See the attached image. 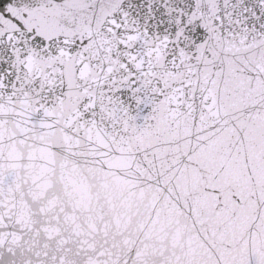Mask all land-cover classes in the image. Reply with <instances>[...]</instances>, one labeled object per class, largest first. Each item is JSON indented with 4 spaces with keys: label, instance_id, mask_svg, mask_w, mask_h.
<instances>
[{
    "label": "snow or ice",
    "instance_id": "obj_1",
    "mask_svg": "<svg viewBox=\"0 0 264 264\" xmlns=\"http://www.w3.org/2000/svg\"><path fill=\"white\" fill-rule=\"evenodd\" d=\"M0 264H264V0H0Z\"/></svg>",
    "mask_w": 264,
    "mask_h": 264
}]
</instances>
